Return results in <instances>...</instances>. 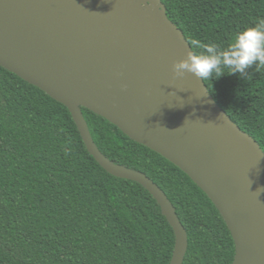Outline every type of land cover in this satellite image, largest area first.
<instances>
[{
  "label": "trees",
  "instance_id": "obj_1",
  "mask_svg": "<svg viewBox=\"0 0 264 264\" xmlns=\"http://www.w3.org/2000/svg\"><path fill=\"white\" fill-rule=\"evenodd\" d=\"M162 1L190 43L221 49L264 18V0ZM248 71L206 83L264 149V68ZM83 112L102 152L145 172L176 206L189 234L183 264H233L235 239L209 195L159 152ZM175 245L151 191L104 168L67 105L0 65V264H170Z\"/></svg>",
  "mask_w": 264,
  "mask_h": 264
},
{
  "label": "water",
  "instance_id": "obj_2",
  "mask_svg": "<svg viewBox=\"0 0 264 264\" xmlns=\"http://www.w3.org/2000/svg\"><path fill=\"white\" fill-rule=\"evenodd\" d=\"M191 43L162 0H0V65L72 112L89 151L110 173L144 185L176 232L189 234L145 172L99 148L83 107L183 169L213 200L236 242L233 264H264V149L220 106L206 81L176 77ZM194 51V49H192Z\"/></svg>",
  "mask_w": 264,
  "mask_h": 264
},
{
  "label": "clouds",
  "instance_id": "obj_3",
  "mask_svg": "<svg viewBox=\"0 0 264 264\" xmlns=\"http://www.w3.org/2000/svg\"><path fill=\"white\" fill-rule=\"evenodd\" d=\"M192 49L201 51L197 53ZM253 66L257 72L264 68V18L239 32L224 49L215 43L203 44L193 39L185 58L173 64V73L176 77L192 73L201 81L218 80L224 75H238L246 79L248 70ZM261 191L264 189H258L257 193Z\"/></svg>",
  "mask_w": 264,
  "mask_h": 264
}]
</instances>
